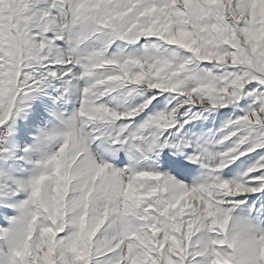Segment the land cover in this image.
<instances>
[{
    "label": "snow or ice",
    "instance_id": "obj_1",
    "mask_svg": "<svg viewBox=\"0 0 264 264\" xmlns=\"http://www.w3.org/2000/svg\"><path fill=\"white\" fill-rule=\"evenodd\" d=\"M0 264H264V0H0Z\"/></svg>",
    "mask_w": 264,
    "mask_h": 264
}]
</instances>
